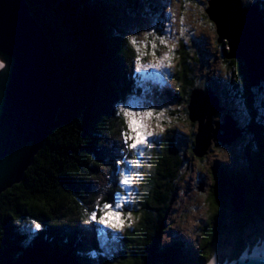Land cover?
<instances>
[{"label":"trees","instance_id":"16d2710c","mask_svg":"<svg viewBox=\"0 0 264 264\" xmlns=\"http://www.w3.org/2000/svg\"><path fill=\"white\" fill-rule=\"evenodd\" d=\"M25 1L56 55L63 105L22 183L0 196V264L184 262L193 255L179 237L171 246L162 245V238L171 229L169 217L181 184L182 166L187 161L180 145L174 148L175 144L172 147L162 144L160 149L167 151L154 155L156 161L167 152L159 158L161 164L154 177L146 178L152 184L149 196L142 192V173L138 176L132 169L128 170L137 187L134 192L120 182L126 161L136 162L139 158L132 154L131 142L124 139L129 132L120 110L124 100L139 85L142 89L136 95H144L158 104L181 105L186 99L189 105L192 92L199 89L194 85L193 67L186 56L177 62L180 68L174 79L177 90H163L161 84L148 82L135 71L140 52L119 21L143 13L155 19L162 34L167 16L165 0ZM243 5H259L264 13V0ZM122 8L124 11L120 13ZM146 45L152 54L162 50L156 40ZM225 46L222 47L224 59L228 52ZM149 57L145 56L146 60ZM196 61L200 63L198 58ZM226 61L231 66V76L228 84L217 88L218 93L223 95L234 118L245 111L241 106L244 101L254 121L248 128L239 126L255 137L243 155L248 169L240 171L219 163L211 172L213 187L208 200L211 216L207 221L210 227L204 229L207 235L198 251L202 263L216 255L218 238L229 231L227 222L243 236L249 228L264 230V122L260 126L255 122L244 61ZM262 105L264 109V101ZM259 109L262 118L264 110ZM256 133H261L259 141ZM195 143L194 135L193 154ZM186 148L189 149L188 145ZM239 188L245 189L247 200L242 214L235 213L232 202L233 192ZM132 192L133 196L128 194ZM122 195L125 203L118 200ZM105 203L113 207L120 203L122 220L115 222L120 229L106 224L108 214L99 210ZM94 211L96 219L91 218ZM132 215L136 217L137 228L131 225ZM257 244H248V248ZM198 257L190 260L196 262Z\"/></svg>","mask_w":264,"mask_h":264},{"label":"rangeland","instance_id":"374dc122","mask_svg":"<svg viewBox=\"0 0 264 264\" xmlns=\"http://www.w3.org/2000/svg\"><path fill=\"white\" fill-rule=\"evenodd\" d=\"M196 1L199 3L191 0H165L164 13L167 16L164 21L166 24H163L162 27L164 31L162 34L159 33V25L155 23V19L143 16V13L139 16L130 17V15L127 18H123L119 21V26L130 34V40L133 41L134 39L136 41L133 46L140 52L142 57V60H139L141 57H138V61L135 63L136 73H140L148 82L161 84L163 90L178 89L174 82L177 76L176 72L180 69L177 62H179L181 57L186 56L190 66L193 67L194 85L205 91V95L213 91L220 99V104L224 107V110L218 113L214 120L223 124L232 113L226 107L224 97L221 93H218L217 88L224 87L230 80L231 66L227 64L222 54V47L226 45L225 48L229 51V46L227 43H223L224 45L218 43L219 37L216 26L206 14L209 0ZM251 1L244 0V4ZM123 11L124 8H122L120 13ZM181 18H183V22H181ZM161 39L164 40V43H161ZM155 40L162 45V50L152 54L146 50V46L149 47L146 44ZM145 56L150 57L146 60ZM165 56H167V59H164ZM197 58L200 63L196 61ZM136 88L137 90H133V94L131 93L128 99H125L120 105V110L125 109L137 113L135 117L130 118L122 111V116L127 120V125L130 119L137 121L135 125L137 131L136 133H131L130 131L127 133L129 136L127 142L133 143L134 137L140 135L146 136V141L138 145V148L143 151V155H140L136 149H132V154H136L139 157L136 158L137 167H133L135 166L134 163H126V168H122L121 172L124 173L123 176L129 175L128 172L131 169L138 176L142 173V192L144 195L148 194L149 196L152 191V184H148L146 178L154 177L153 175L156 174L158 165L161 164L159 158H162L163 154L167 152L160 155L156 161L154 160V155L156 157V154L167 151V149H160L162 144L169 147L175 144L174 148L178 144L180 145L181 154L186 157L187 161L182 166L181 184L169 217L172 223L171 229L162 238V245L171 246L174 240L179 237L181 239L179 241L186 243L189 247L188 249L192 250L191 254L193 256L187 257L197 258L203 238H206L207 235L204 229L210 227L207 221L211 216L208 202L213 187L211 172L219 163L228 164L230 167L233 166L240 169V171L248 169L249 164H246L248 161L243 155L246 153L247 146L253 141L252 134L247 133L248 131L246 130L242 138L231 146H216L213 143L206 156L203 159H199L191 152L194 135L196 138L199 124L190 122L189 114L186 111L188 107L187 100L184 99L181 105L169 102L158 104L150 98H145L144 95H136V92L140 91L142 87L137 85ZM143 89L145 90L146 88ZM148 97L152 98L150 95ZM135 98L137 100H134ZM263 101L264 93L258 105L262 110H264ZM242 105L244 107L243 110H246L247 107L243 101H241ZM149 112L152 113L151 116L147 115ZM236 119L238 125L245 126L251 122L252 115L246 110V112L237 113ZM261 122H264V111L262 112ZM149 133L150 135H148ZM187 145L189 149L186 148ZM183 147L186 149H183ZM130 161L134 160L131 159ZM127 187L133 192L137 190L135 183H131ZM133 192L128 194L133 196ZM122 199H124L123 195L118 199L119 202L125 203ZM108 217L109 220L106 221V224L113 226L114 229H120L116 224L122 220L121 213L117 215L108 214ZM130 220L131 225L135 224L137 228L136 217L132 215ZM227 227L229 231H226L223 236L218 238L215 246L217 252L215 256L218 257L217 260L220 264H237L239 261L237 259L242 256L244 258L246 255L249 245L258 242L260 247L263 246V243L261 244L260 242L264 239V230L259 232L249 228L243 236L236 230L234 231L230 221L227 222ZM108 230L111 231L112 228H108ZM250 251L253 252L254 248H251ZM190 258H187L181 264H197V261L200 260L198 257L195 262L194 259L190 261Z\"/></svg>","mask_w":264,"mask_h":264},{"label":"water","instance_id":"95a60500","mask_svg":"<svg viewBox=\"0 0 264 264\" xmlns=\"http://www.w3.org/2000/svg\"><path fill=\"white\" fill-rule=\"evenodd\" d=\"M244 0H209L206 14L216 26L218 43H227V60L244 61L253 95L256 125L261 122L259 100L264 93V13ZM0 196L24 180L43 149L63 105L58 61L51 43L25 0H0ZM213 92L196 89L190 96L189 120L199 124L195 156L203 159L212 144L231 145L245 129L233 117L214 121L222 112ZM255 125V126H256ZM250 125H248L249 127ZM259 141L261 133H256ZM255 137V136H254ZM253 137V138H254ZM235 213L247 206L239 188L232 198ZM238 264H264V258Z\"/></svg>","mask_w":264,"mask_h":264},{"label":"snow or ice","instance_id":"6c2138e0","mask_svg":"<svg viewBox=\"0 0 264 264\" xmlns=\"http://www.w3.org/2000/svg\"><path fill=\"white\" fill-rule=\"evenodd\" d=\"M181 22H183V18H181ZM132 43L135 44L136 41L133 39ZM161 43H164L163 39H161ZM153 47H155V45H153ZM164 59H167V56H165ZM0 66H2V65H0ZM155 66L158 67L159 65H155ZM138 71H139V69H138ZM122 111H124L125 115L127 117H130V118L135 117L137 115V113L132 112V111H128V110H125V109H122ZM147 115L151 116L152 113L149 112V113H147ZM136 123H137V121L135 119H130L128 121V127H129V131L131 133H136V131H137V129L135 127ZM148 135H150V133ZM128 139H129V136L126 135L125 136V140L127 141ZM145 141H146V136L140 135L138 137H134V142L131 143L129 145V147L131 149H136L137 151H139L140 155H143V151L138 148V145L139 144H143ZM126 163L131 164V163H137V162H135V161H126ZM132 181H133V177L131 175H125V176H123V178H122V180L120 182H121L122 185L127 186V185H130L132 183ZM120 208H121L120 203H117L115 205V207H113L110 204L105 203L103 205V208L99 209V210L100 211H104L106 214L117 215L119 213ZM91 218L92 219H96V212L95 211L92 213ZM101 222L103 223V220H101ZM38 227H39V225H37V228Z\"/></svg>","mask_w":264,"mask_h":264},{"label":"clouds","instance_id":"9594fccd","mask_svg":"<svg viewBox=\"0 0 264 264\" xmlns=\"http://www.w3.org/2000/svg\"><path fill=\"white\" fill-rule=\"evenodd\" d=\"M204 92H205V91H204ZM211 92H213V91H211ZM213 93H214V92H213ZM214 96L217 97L215 94H214ZM217 98H218V97H217ZM218 99H219V98H218ZM219 100H220V99H219ZM188 106H189V105H188ZM229 116L233 117L232 115H229ZM233 118H234V117H233ZM234 120H235V118H234ZM235 121H236V120H235ZM252 121H254V120L252 119L251 122H252ZM236 122H237V121H236ZM250 124H251L250 122L247 123V124H246V128H248V125H250ZM237 126H239V125L237 124ZM239 127H240V126H239ZM245 131H246V130H245ZM194 155H195V154H194ZM242 189H244V188H242ZM244 190H245V189H244ZM233 196H234V192H233ZM232 202H233V201H232ZM233 207H234V206H233ZM260 243H261V244H262V243L264 244V240H262ZM258 244H259V243H258ZM258 244L256 245L257 247L259 246ZM256 246H255V247H256ZM255 247H254V250L256 249ZM250 249H251V248H249V250H248L247 253H245V254L253 253V252H254V251L251 252ZM216 254H217V253H216ZM245 254H244V255H245ZM197 257H198V256H197ZM217 258H218L217 256H214L211 260H209V261H207V262H205V263H202V262H201V263H202V264H211L212 262H214L215 264H220L219 261L217 260ZM242 258H243V256L240 257V258L237 259V260H241ZM190 261H191V260H190ZM200 261H201V259H200ZM222 262H223V261H222ZM181 263H184V262H181ZM181 263H179V264H181ZM231 263H232V262H231ZM238 263H239V261L237 262V264H238Z\"/></svg>","mask_w":264,"mask_h":264},{"label":"bare ground","instance_id":"6f19581e","mask_svg":"<svg viewBox=\"0 0 264 264\" xmlns=\"http://www.w3.org/2000/svg\"><path fill=\"white\" fill-rule=\"evenodd\" d=\"M1 63V62H0ZM215 121V120H214ZM216 122V121H215ZM232 145V144H231ZM229 145V146H231ZM228 146V145H227ZM204 186V185H203ZM251 258H264V244L262 247H257L255 250H254V253L252 254H246L244 256V258H242L241 260H245L244 262H248L250 261ZM211 264H215L214 262H212Z\"/></svg>","mask_w":264,"mask_h":264},{"label":"flooded vegetation","instance_id":"af4514ba","mask_svg":"<svg viewBox=\"0 0 264 264\" xmlns=\"http://www.w3.org/2000/svg\"><path fill=\"white\" fill-rule=\"evenodd\" d=\"M244 102V101H243ZM242 107H243V105H242ZM245 112H246V110H245Z\"/></svg>","mask_w":264,"mask_h":264}]
</instances>
